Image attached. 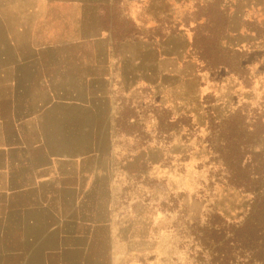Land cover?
Wrapping results in <instances>:
<instances>
[{"label":"rangeland","instance_id":"rangeland-1","mask_svg":"<svg viewBox=\"0 0 264 264\" xmlns=\"http://www.w3.org/2000/svg\"><path fill=\"white\" fill-rule=\"evenodd\" d=\"M70 1L75 0H48L50 4L36 6L45 15L40 36L56 39L70 33H96L98 12ZM98 1L113 2L118 22L125 17L139 20L145 35H153L159 26L164 35L162 41L157 35L154 38L162 47L156 59L168 56L161 62L162 74L142 68L133 88L110 99L125 124L120 121L116 127L115 123L109 133L107 120L93 118L89 129L75 130L94 148V176L86 183L91 190L76 194L75 202L74 193H62L49 214L38 210L35 192L0 193V264H220L211 254L212 241L202 239L201 229L215 213L225 224L240 220L250 196L218 182V167L206 146L210 133L206 109L221 119L243 103L252 107L264 103V65L258 63L264 58L259 46L264 45V37L262 43L252 45L254 37L244 26L245 20L262 25L264 0H231L236 4L230 11L236 32L222 41L232 45L252 41L244 58L254 76L248 88L224 68L197 78L195 63L183 55L184 38L169 35L167 12L178 20L193 0L177 4L165 0L170 5L159 0ZM32 2L0 0V47L5 45V25L14 26L20 19L15 12ZM144 41L137 52V44L125 40L121 52L140 58L142 66L153 63L155 53L144 51ZM76 49L62 47L44 55L73 56ZM80 51L83 56H103V42ZM3 53L0 48L1 57ZM163 108L172 116L189 114L194 127L158 134L157 114Z\"/></svg>","mask_w":264,"mask_h":264},{"label":"crops","instance_id":"crops-1","mask_svg":"<svg viewBox=\"0 0 264 264\" xmlns=\"http://www.w3.org/2000/svg\"><path fill=\"white\" fill-rule=\"evenodd\" d=\"M47 1L33 0L15 12L20 19L14 26L5 25V45L0 47L4 50L3 57L0 55V193L35 192L39 196L38 210L50 214L60 194L74 193L75 202L76 194L86 193L92 187L86 183L94 176V148L85 136L78 138L75 130H87L93 118H104L110 133L118 117L110 99L133 88L142 68L155 75L162 74L160 65L168 56L156 59L159 42L143 38L141 23L134 18H122L130 21V34L118 43L113 42L110 30L100 26L99 5L107 1H70L80 9L91 6L98 12L96 33L44 38L40 31L45 15L36 6L50 4ZM231 16L230 12L229 36L236 32ZM11 28L14 32L8 31ZM174 35L184 38L185 51V34ZM142 39L144 51L152 49L155 53L154 62L145 63L146 66H142L140 58L121 52L125 40L136 43L137 52L141 51ZM101 41L103 56L82 55L80 50L86 45ZM62 47L78 48L77 53L44 55L48 50ZM166 54L170 56V52ZM127 67L132 68L126 70ZM156 83L157 79L153 85ZM74 208H77L75 203ZM72 223L77 225V221Z\"/></svg>","mask_w":264,"mask_h":264},{"label":"trees","instance_id":"trees-1","mask_svg":"<svg viewBox=\"0 0 264 264\" xmlns=\"http://www.w3.org/2000/svg\"><path fill=\"white\" fill-rule=\"evenodd\" d=\"M159 1L170 5L165 0ZM180 1L182 0H174V3ZM235 5L231 0H193L178 20L173 19V14L168 11V18L166 17L165 21L169 35L177 33L188 35L184 56L187 61L192 59L191 61L195 63L197 78L201 73L214 75L217 70L224 68L248 88L254 76L244 63V58L251 51L249 48L252 41L248 40L240 45L222 42L229 36L227 33L229 13ZM99 6L102 10L101 28L110 30L112 39H116V42L127 38L131 31L130 21L118 22L114 19L113 2ZM244 26L245 31L254 37L252 45L264 37V22L262 25H255L254 21L245 20ZM158 29L159 26L154 28L156 33L153 35L149 32L141 35L147 40H154L157 35L162 40L164 33L158 32ZM259 46L264 53V45ZM258 63L259 66L264 65V58L262 57ZM207 98V95L203 97L204 103ZM263 105L264 103L260 102L252 107L249 103H243L221 119H216L209 109H206L210 129L206 137V146L214 155L213 160L218 167L216 173L218 182L250 196L247 209L240 220L225 224L221 215L215 213L208 217L201 229L202 239L212 241L209 244L211 254H214V260H220V264H264ZM161 111V114H157L158 134H168L180 126H185L187 131H190L195 125L187 113L172 116L164 108ZM120 121L123 125L126 120L118 116L116 127Z\"/></svg>","mask_w":264,"mask_h":264}]
</instances>
